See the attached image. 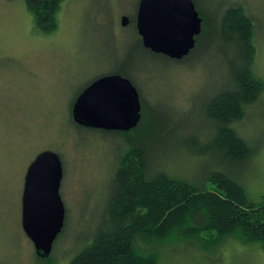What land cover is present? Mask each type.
Masks as SVG:
<instances>
[{
  "label": "rangeland",
  "instance_id": "rangeland-1",
  "mask_svg": "<svg viewBox=\"0 0 264 264\" xmlns=\"http://www.w3.org/2000/svg\"><path fill=\"white\" fill-rule=\"evenodd\" d=\"M194 1L210 17L235 4L254 16V71L264 83V0ZM139 2L63 0L56 27L44 33L24 0H0V264H70L107 218L116 165L126 141L117 133L75 128L70 123L71 104L92 79L113 70L138 43L136 19L132 23L130 16L137 13ZM124 15L130 18L125 26ZM213 50L180 63L141 50L129 71L153 107H172L182 115L190 110L194 124L189 128H200L192 118L228 76L225 58ZM238 125L255 150L249 170L241 168L238 173L250 198L260 201L264 196V92ZM181 136L171 140L177 142ZM44 150L56 151L62 158L60 191L66 207L64 229L52 257L45 260L37 258L22 227L26 172ZM183 154L180 149L159 157L176 169L185 164ZM155 247L159 264H264L262 248L234 236L211 247L178 240Z\"/></svg>",
  "mask_w": 264,
  "mask_h": 264
},
{
  "label": "trees",
  "instance_id": "trees-1",
  "mask_svg": "<svg viewBox=\"0 0 264 264\" xmlns=\"http://www.w3.org/2000/svg\"><path fill=\"white\" fill-rule=\"evenodd\" d=\"M62 1L24 3L37 27L50 33L56 27L55 16ZM199 12L203 30L196 47L183 61L176 62L191 61L199 53L216 48L225 58L228 72L225 85L206 97L192 118L200 128H189L194 124L190 110L176 114L172 107H153L146 99L129 71L141 50L155 55L143 45L139 34L138 43L126 58L110 72L92 79L72 102L73 106L99 77L121 74L140 92L142 118L130 131L101 130L120 134L126 145L119 153L107 218L70 264H159L156 245L178 240L211 247L229 236L264 250V196L260 201L250 198L247 183L238 173L241 168L249 170L255 152L238 124L257 106L264 92V83L254 71L255 18L241 4L215 17L206 9ZM130 17L134 23L136 14ZM70 121L77 129L88 128L76 124L72 117ZM179 133V140L172 141L171 136ZM180 149L185 152L184 166L175 169L173 164H163L161 154ZM36 256L45 260L52 253L45 258Z\"/></svg>",
  "mask_w": 264,
  "mask_h": 264
},
{
  "label": "water",
  "instance_id": "water-1",
  "mask_svg": "<svg viewBox=\"0 0 264 264\" xmlns=\"http://www.w3.org/2000/svg\"><path fill=\"white\" fill-rule=\"evenodd\" d=\"M127 15L122 24L129 23ZM137 29L153 53L181 60L190 55L203 30V18L194 0H140ZM76 124L106 131H130L142 118L137 86L121 74L103 75L76 98ZM63 161L53 150L40 152L28 166L23 198L22 227L36 253L49 257L64 229L66 207L61 195Z\"/></svg>",
  "mask_w": 264,
  "mask_h": 264
},
{
  "label": "flooded vegetation",
  "instance_id": "flooded-vegetation-1",
  "mask_svg": "<svg viewBox=\"0 0 264 264\" xmlns=\"http://www.w3.org/2000/svg\"><path fill=\"white\" fill-rule=\"evenodd\" d=\"M137 12H138V10H137ZM136 27H137V13H136ZM137 31H138V29H137ZM139 34V33H138ZM141 37V36H140ZM142 38V37H141ZM142 42H143V40H142ZM144 45V44H143ZM191 54V53H190ZM186 58V57H185ZM174 60V59H173Z\"/></svg>",
  "mask_w": 264,
  "mask_h": 264
}]
</instances>
